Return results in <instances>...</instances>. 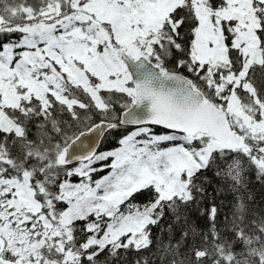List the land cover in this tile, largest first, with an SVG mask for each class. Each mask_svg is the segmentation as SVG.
Returning <instances> with one entry per match:
<instances>
[{
  "label": "snow or ice",
  "instance_id": "obj_1",
  "mask_svg": "<svg viewBox=\"0 0 264 264\" xmlns=\"http://www.w3.org/2000/svg\"><path fill=\"white\" fill-rule=\"evenodd\" d=\"M0 264H264V0H0Z\"/></svg>",
  "mask_w": 264,
  "mask_h": 264
},
{
  "label": "trees",
  "instance_id": "obj_2",
  "mask_svg": "<svg viewBox=\"0 0 264 264\" xmlns=\"http://www.w3.org/2000/svg\"><path fill=\"white\" fill-rule=\"evenodd\" d=\"M111 139H112V138H106V139H104V140L101 142V144H100V149H101V150H104V149H107V148H109V147H112V143H110V140H111ZM255 190H256L257 193L260 192V187H259V185H255Z\"/></svg>",
  "mask_w": 264,
  "mask_h": 264
},
{
  "label": "flooded vegetation",
  "instance_id": "obj_3",
  "mask_svg": "<svg viewBox=\"0 0 264 264\" xmlns=\"http://www.w3.org/2000/svg\"><path fill=\"white\" fill-rule=\"evenodd\" d=\"M101 144V143H100ZM100 147V146H99Z\"/></svg>",
  "mask_w": 264,
  "mask_h": 264
}]
</instances>
